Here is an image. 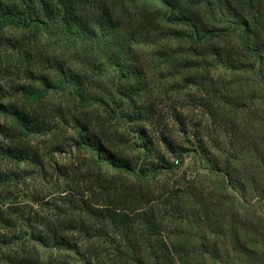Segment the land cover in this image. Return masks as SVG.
<instances>
[{
    "label": "trees",
    "instance_id": "trees-1",
    "mask_svg": "<svg viewBox=\"0 0 264 264\" xmlns=\"http://www.w3.org/2000/svg\"><path fill=\"white\" fill-rule=\"evenodd\" d=\"M96 30L37 68L32 40ZM0 264H264V0H0Z\"/></svg>",
    "mask_w": 264,
    "mask_h": 264
},
{
    "label": "rangeland",
    "instance_id": "rangeland-1",
    "mask_svg": "<svg viewBox=\"0 0 264 264\" xmlns=\"http://www.w3.org/2000/svg\"><path fill=\"white\" fill-rule=\"evenodd\" d=\"M50 12V10H48L47 12L43 11L41 14L47 16L50 14ZM92 19L93 20L89 22V25L93 24L94 22L96 23V19H94V16H92ZM99 34V30L90 32L89 36L91 37L92 41L89 39L87 43H78V45L76 46L72 45V43H70L69 41L62 40L61 37H48L46 35L39 36L38 40L34 42L33 40L31 41L32 43L30 46L33 56H35L37 60H41L37 63V68H39L40 71L48 72L50 71L49 68L52 67V63L55 60H60L62 58L66 60L68 64H74L75 66L77 65L79 67H81V65L83 66V62H86L87 58H93L95 52H97V50L100 48ZM30 36V34L24 35L23 32L18 29H9L6 34V37L9 38L10 41H14L16 44H23L27 41V38H30ZM139 39L140 43L134 44V47L139 48L136 51V54L140 58L142 63L147 66V70L151 78V82H149L151 83L150 88L152 89V68L158 65V69L154 67L157 78H160L159 75L165 72V69H161L160 67L163 64V56H158L161 54V51L163 52L164 50H160L159 54L156 55V46L159 45L160 48L167 49L172 45L171 42H169L170 40L166 39V37H163V35L152 34V29L150 31H146L144 35L139 37ZM6 50H8L9 53L14 54V57L10 61L9 65H7L6 63L2 65L5 66L4 69L6 70L3 74L4 79L2 82H17L18 80L15 78L19 73L20 64L16 65L15 58L16 54L18 53V48H12L10 45H8ZM37 56H39V58ZM16 66H18V71ZM162 82L165 81L162 80ZM171 98V100L164 99L162 101V105L160 106L163 109V111H161V116L163 123H165L167 127L166 130L170 129L173 133H175L178 129V126L172 116H170V114H172L173 112V110H171V107H176L177 110L180 109L187 115H191L192 113L191 111L187 110V107L185 105L178 104L177 101L183 102V96L176 99L175 95H172ZM148 128L152 131V119L149 123ZM175 136L178 141L181 140V138H179V135ZM185 146L190 147L189 144ZM17 190H19L20 193H27L30 190V185L28 183L26 185L19 184Z\"/></svg>",
    "mask_w": 264,
    "mask_h": 264
}]
</instances>
